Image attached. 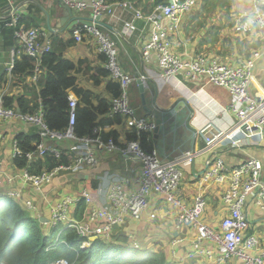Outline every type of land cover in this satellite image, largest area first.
<instances>
[{
	"label": "crops",
	"instance_id": "obj_1",
	"mask_svg": "<svg viewBox=\"0 0 264 264\" xmlns=\"http://www.w3.org/2000/svg\"><path fill=\"white\" fill-rule=\"evenodd\" d=\"M55 2V0H14L30 24L39 28L45 27L46 30L43 29L47 36L53 39V48L57 47L58 52L62 53L64 58L76 65L73 75L77 78V85L92 93L93 104L98 106L101 100L112 103L114 97L108 90L110 78L105 66V57L99 53L96 39L87 36L85 40L77 41L72 33L76 25L84 23L83 20L88 21L90 18L81 17L75 13L70 14L61 3L56 6ZM120 2H115L113 11L102 17L101 28L106 32L119 34L122 67L133 75L147 74L149 77L145 81V98L142 97L143 93L136 83L130 86L132 105L138 115L152 118L154 121L155 114L161 111L174 115L173 133L167 136L162 134L157 139L152 132L149 136L150 144L159 151L163 160L170 161L178 159L188 152H196L194 161L183 165L185 175L177 196L187 206H192L196 197L203 194L206 200V211L202 219L209 226L220 230L222 220L229 214V206L223 199L225 187L215 184L201 187L199 181L204 176L207 166L213 164L217 158H223L229 166L234 167L245 160L259 158L260 155L264 156V153L257 151L261 148L264 152V133L259 131L253 135L250 133L249 137L253 142L248 143L246 141L247 131L244 128L239 129L237 115L233 112L225 113L222 110L223 107L228 108L232 103V94L224 87L209 83L205 76L193 79L187 77L186 72L181 70L172 82L159 85L154 80V76L162 72L157 54L153 53L149 60L143 59V47L151 38L154 23L136 19L135 23L138 29L131 35L123 34L125 23L133 21L135 15L130 7L119 5ZM152 2L154 0L151 1V7ZM210 2L207 4L201 0L187 11L179 22H173L167 18L160 20L162 27L167 30L170 42L169 50L182 60L190 61L198 55H204L209 59L217 58L232 65L245 62L255 51L259 50L263 54L256 61L250 92L255 96L264 95V35L258 32L238 34L234 29L235 17L245 11L253 10L252 1L210 0ZM138 7L146 14H150L155 8L154 6L149 11L146 9V5ZM34 8L39 12V17L35 20L27 15V12ZM44 9L51 12V21L54 19L53 30L48 28ZM210 9L212 11L208 14ZM7 11V8H0V16L6 14ZM222 13H224V17ZM72 15H74L73 18ZM213 15H216L219 20L214 27H211L209 20L213 18ZM75 19L78 21L76 25L74 24ZM201 29L207 31L201 32ZM56 37L59 38L56 39ZM11 48L0 45V67H4L0 78V93L8 86L6 83L7 64L12 60ZM19 58H22V52L17 55V59ZM31 76L27 75L23 77L24 79L14 78L9 88V95L15 93L25 95V87L33 85ZM33 86L36 87L38 95L44 83L39 80L38 85L34 84ZM72 94L77 96L74 91L70 92V95ZM99 122L103 133L114 131L117 140L121 143L128 140V134L132 131L126 125L124 118L118 122L116 118L111 119L106 115H101ZM31 127L33 125L21 120L4 121L0 119V147L4 149L3 147L8 143L12 147L13 137L18 133L28 131ZM223 130L232 132L235 139L245 140L243 146H235L231 141H226L212 149L207 148L205 135ZM69 140L71 139L55 141V145L63 151L67 150L68 153H72L74 158L75 150L83 144L78 140L68 143ZM94 148L100 160L97 166L86 165L78 171H69L57 176L53 184L47 188L48 196L42 195L34 188L29 189L28 192L31 197L36 198L43 217L49 216L51 204L64 194L77 191V189L81 191L87 189L93 196L94 204L104 205L115 178L119 176L130 178L132 190L135 191L138 188L136 178L142 171V164L139 160L123 155L119 150L109 151L105 147L99 146ZM7 154H3V161L8 170H13L15 165L10 157L11 153L7 151ZM8 185L6 179V183L0 186V193L7 192ZM257 197L258 194H254L243 211L247 215L250 225L247 235H255L259 239L261 249L258 252L264 254V206L259 203ZM75 211H73V215ZM178 217L179 209L172 205L165 196L152 195L148 208L143 212L141 218L129 217L122 227H125L134 245L138 243L140 246L148 248H164L174 259L180 261H191L195 264H216L221 255L218 244L208 240L201 248H197L195 246L197 236L195 229L191 226L178 228ZM143 228L146 229L147 234H154V237L149 238ZM137 233L141 234L137 235ZM207 249L214 251L212 257L206 253ZM190 253H194V256L190 257ZM226 264L241 263L238 259L232 258Z\"/></svg>",
	"mask_w": 264,
	"mask_h": 264
},
{
	"label": "built area",
	"instance_id": "obj_2",
	"mask_svg": "<svg viewBox=\"0 0 264 264\" xmlns=\"http://www.w3.org/2000/svg\"><path fill=\"white\" fill-rule=\"evenodd\" d=\"M73 10L92 9L93 17L87 22L74 27L73 35L77 41H83L87 36L96 39L100 54L105 57V66L109 78L118 81L121 85V94L112 101L110 116L120 115L131 130L147 132L151 134L156 128V122L152 118L140 116L136 113L130 98V86L137 83L138 79L144 82L148 80L147 74L133 75L127 72L121 65L119 34L117 32H106L101 28V19L106 13H111L115 2L110 0H62ZM252 11H245L234 19V29L238 34L258 32L264 35V0H251ZM120 2V1H119ZM198 0H169L155 6L150 14L136 7L132 1H121L119 5L128 6L134 12L135 19L127 21L123 34L131 35L138 29L135 20H146L154 23V29L150 40L143 47V59L149 60L153 53L159 58L162 72L154 76L159 84L172 82L177 78L181 70L186 72L187 77L196 79L205 76L208 82L224 87L232 94V103L228 108L223 107L225 113L233 112L239 118V129L247 131L246 141L253 142L249 137L255 132L264 133V95H253L250 92L254 80V68L257 59L263 54L255 51L245 62L232 65L217 58L209 59L204 55H198L190 61L182 60L177 54L169 50L167 30L162 27L160 20L167 18L173 22H179L181 17L197 4ZM8 15L11 19L8 25L14 29V38L20 41V49L11 48L12 60L7 64V89L0 93V119L4 121L21 120L27 124L37 126L40 141L36 142V150L28 152L26 156L32 164L39 157L54 154L61 157L63 150L55 145V141L76 139L83 144L76 150V156L70 164H61L51 171L35 174L30 171V165L21 169L8 170L3 161V154L7 151L0 147V186L8 181L7 193L16 199H25L29 209L37 213L41 222L43 217L41 208L36 198L26 192L34 188L42 195H47V188L53 184L54 179L62 171H78L86 165L97 166L100 162L95 153V146L105 147L109 151L119 150L123 155L139 160L142 171L137 176L138 188L131 189V180L128 177L119 176L115 178L104 205L94 204L92 194L83 189L81 195L75 192L64 194L60 199L51 204L50 214L47 217L51 225H64L65 229H74L86 238L83 247H89L92 241L100 237L104 240L112 238L117 226L122 225L130 218L140 219L143 212L148 208L149 199L152 195L165 196L172 205L179 209L177 227L191 226L195 229L197 236L195 246L201 248L206 241H214L218 244L220 257L216 264H226L229 259L236 258L241 264H264V254L258 252L261 249L259 239L255 235H247L250 227L249 219L243 208L253 195L258 194L259 203L264 206V165L259 158L245 160L240 165L231 167L223 158H217L213 164L207 166L204 176L199 185L215 184L224 186L223 199L229 206V214L222 220L220 230H216L203 221L202 216L206 211V200L203 194L196 197L192 206H187L178 198L177 193L181 188L185 175L184 164L192 163L196 152H188L178 159L163 160L159 151L153 149L146 151L140 140H127L125 143H117L113 137L104 139L101 135L94 138H78L74 133L77 124V111L80 105L79 98L74 94L69 100V125L65 131L52 130L45 121V108L42 104L34 113H22L13 107L6 105V97L13 80V72L16 66L17 55L25 52L35 59V72L30 77L33 85L38 82L43 73V56L53 50V39L47 33L25 21L21 8L8 0ZM118 4V3H117ZM100 18V20H99ZM45 37V40H44ZM16 134L12 139L11 158L24 151L19 145ZM207 148L212 149L220 143L231 141L235 146H243L245 140L235 139L232 132L218 131L205 135ZM28 195V196H26ZM85 201L86 208L81 219L73 216L77 206ZM154 217V215H153ZM45 223V222H44ZM136 247H140L135 243ZM209 256L214 251L207 249ZM190 257L194 253L189 254ZM54 264H71L67 259L61 258Z\"/></svg>",
	"mask_w": 264,
	"mask_h": 264
},
{
	"label": "trees",
	"instance_id": "obj_3",
	"mask_svg": "<svg viewBox=\"0 0 264 264\" xmlns=\"http://www.w3.org/2000/svg\"><path fill=\"white\" fill-rule=\"evenodd\" d=\"M131 1L135 6L146 5L149 11L154 6L169 2V0H154L151 7L152 0ZM200 1L198 0L197 3ZM202 1L207 4L211 3L210 0ZM0 8L8 9V0H0ZM25 21L29 20L25 18ZM28 23L30 24V21ZM5 29L0 34L4 33ZM2 45L6 48L15 45L14 32L13 36ZM42 61L43 73L40 80L44 86L38 95L34 98L23 93L7 95L6 105L22 113H34L43 104L45 121L49 127L52 130L65 131L69 125L70 92L74 91L80 103L77 111V124L74 128L75 135L78 138H94L98 135L104 139L113 137L117 143H121L117 140L114 131L112 133L101 131L99 117L106 115L111 119L116 118L118 122H121L123 117L110 116L112 103L109 101L101 100L98 106L93 104L92 93L77 85V78L73 75L76 65L64 58L62 53L58 52L57 47L46 53ZM35 64V59L22 52V58L16 61L13 79L33 75ZM108 90L115 98L121 94V85L118 81L110 79ZM149 136L147 132L132 130L127 139L140 140L146 151H152L154 148L150 144ZM18 139L24 153L17 155L13 160V165L17 169L30 165L32 173L40 174L51 171L58 165L70 164L72 161L73 154L64 150L61 157L47 154L31 164L26 154L36 150V142L40 141L37 126L20 133ZM72 140L76 139H71L68 143L74 142ZM28 191L26 190L29 194ZM85 208L86 203L82 201L73 216L81 219ZM122 226L123 224L117 226L111 239L104 240L97 237L89 247L84 248L86 238L81 237L76 230L65 229L64 225L54 226L40 222L37 213L27 207L25 199H16L9 196L7 192H1L0 264H54L61 258L67 259L71 264H195L191 261L174 259L164 248L136 247L125 227Z\"/></svg>",
	"mask_w": 264,
	"mask_h": 264
},
{
	"label": "water",
	"instance_id": "obj_4",
	"mask_svg": "<svg viewBox=\"0 0 264 264\" xmlns=\"http://www.w3.org/2000/svg\"><path fill=\"white\" fill-rule=\"evenodd\" d=\"M57 2H55L54 5L58 6V3H61V5H63L64 8H66L70 14H73V11H72V8L69 7L68 5H66L62 0H55ZM44 12L47 16V25H48V28L50 30H53V25H52V21H51V12L48 10V9H44ZM74 15H72V18H73ZM100 20V18H99ZM11 19L9 18V15H8V11L6 14L0 16V33L4 30V28L10 23ZM84 22H87L89 25L92 24V21L91 20H83ZM78 21L75 19L74 21V24H78L77 23ZM74 25V26H75ZM65 27V26H64ZM3 69L4 67L1 66L0 67V78H1V75L3 74ZM137 85L139 86L141 92L143 93L142 97L145 98V92H146V83L142 80V79H138L137 80ZM161 111V110H159ZM155 122H156V128L154 130V135L155 137L158 139L160 138V136L162 134H165L166 136L170 133H173L174 131V126H175V117L172 113L170 112H166V113H163L162 111L155 114ZM264 176V175H263ZM42 222H45V223H49V219L47 218H42L41 219Z\"/></svg>",
	"mask_w": 264,
	"mask_h": 264
},
{
	"label": "rangeland",
	"instance_id": "obj_5",
	"mask_svg": "<svg viewBox=\"0 0 264 264\" xmlns=\"http://www.w3.org/2000/svg\"><path fill=\"white\" fill-rule=\"evenodd\" d=\"M73 11V13H75L76 15H78V16H81V17H86V18H92L93 17V11H92V9H90V8H88V9H86V10H82V11H79V10H72ZM212 11V9H210L207 13L208 14H210V12ZM27 15L28 16H30L33 20H35L36 18H38L39 17V12L37 11V9L36 8H34V10H31V11H28L27 12ZM222 15H223V17H224V13H222ZM54 20V19H53ZM52 20V22L54 23V21ZM219 19L216 17V15H213V18H211L210 20H209V26H211V27H214L215 25H216V23H217V21H218ZM45 30H46V28L45 27H43ZM43 28H41L42 30H44ZM202 31H207V30H204V29H201V32ZM13 32H14V29H13V27L12 26H10V25H7L6 26V29H5V32L4 33H2V34H0V45H2V44H5V42L6 41H8L10 38H11V36H13ZM73 33V32H72ZM59 37H56V39H58ZM13 39V38H12ZM14 42H15V45H14V47H16L17 49H20L21 48V46H20V41L18 40V39H16V38H14ZM36 87H34L33 85H31V86H26L25 87V90H24V92H25V95H28V96H32L33 98L34 97H36V95H37V91H36V89H35ZM3 147V146H2ZM4 149H6L9 153H12V147H11V145L8 143V144H6V146L5 147H3ZM257 151L259 152V153H264L263 152V150L261 149V148H259V149H257ZM256 155H258L257 153H256ZM256 155H254V156H256ZM262 155H260V157H259V159L263 162V165H264V156H262ZM63 173H65V172H60L59 174H58V176H60V175H62ZM73 192H75L77 195H81V190H78L77 189V191H73ZM180 199V198H179ZM182 200V199H181ZM183 201V200H182ZM144 229V231H145V233H146V229L145 228H143ZM138 234H141V233H137V235ZM146 235H148V237L149 238H152V237H154V234H147L146 233Z\"/></svg>",
	"mask_w": 264,
	"mask_h": 264
},
{
	"label": "clouds",
	"instance_id": "obj_6",
	"mask_svg": "<svg viewBox=\"0 0 264 264\" xmlns=\"http://www.w3.org/2000/svg\"><path fill=\"white\" fill-rule=\"evenodd\" d=\"M125 1V0H124ZM67 5V4H66ZM138 7V6H137ZM9 9V8H8ZM137 84V83H136ZM263 181H264V179H263ZM42 222V221H41ZM42 223H44V222H42ZM47 224V223H46Z\"/></svg>",
	"mask_w": 264,
	"mask_h": 264
}]
</instances>
